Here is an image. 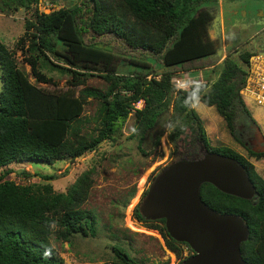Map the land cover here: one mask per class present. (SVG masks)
Listing matches in <instances>:
<instances>
[{
	"label": "trees",
	"instance_id": "obj_1",
	"mask_svg": "<svg viewBox=\"0 0 264 264\" xmlns=\"http://www.w3.org/2000/svg\"><path fill=\"white\" fill-rule=\"evenodd\" d=\"M87 1L91 4L87 17L83 16L89 6L85 3L51 13L36 10L32 18L26 19L25 33L17 44L37 83L57 86L58 82L43 68L58 70L72 78L67 90H48L31 82L18 65L16 51L0 37V170L14 163L76 160L96 151L104 141L122 136L132 114L135 118L132 137H137V147L143 155L149 154L145 145L162 120L169 128L152 136L154 147L160 145L161 137L168 132L167 140L175 153L179 140L190 129L189 146L177 159L201 155L205 145L210 151L236 158L247 169L257 189L254 199L223 193L211 183L202 185L201 196L218 212L245 219L250 235L241 245L243 257L246 264H264V175L248 157L231 147L212 146L203 120L193 106L201 101L215 107L233 139L250 156L264 157V153L253 152L240 137V126L246 132L259 126L241 94L250 69L242 66L239 57L229 55L219 76L210 84L195 83L179 89L172 81L175 68L216 52L217 42L208 28L212 15L205 6L217 4L218 0ZM39 2L0 0L4 6L0 9H30ZM87 29L98 35L113 34L133 50L160 56L163 71L153 74L149 62L132 58L130 68L121 73L114 65L118 56L85 42ZM251 56L252 53L243 52L240 57L250 63ZM94 71L102 72L99 76L107 82V89H78ZM90 99L98 102L93 117L84 114ZM141 101L144 106L138 108ZM255 116L264 121L262 112ZM91 122L95 126L88 128ZM93 173V168L84 171L66 192H56L50 182L57 174L44 175L42 178L48 182L38 185L17 184L5 180L7 172L0 174V264H65L51 244L53 233L67 242L75 235L96 236L98 216L83 207L94 183ZM141 201L134 209V217L152 222L151 228H160L167 247L181 264L194 251L189 244L169 235L165 219L144 218L139 210ZM113 251V264H140L118 247Z\"/></svg>",
	"mask_w": 264,
	"mask_h": 264
},
{
	"label": "rangeland",
	"instance_id": "obj_2",
	"mask_svg": "<svg viewBox=\"0 0 264 264\" xmlns=\"http://www.w3.org/2000/svg\"><path fill=\"white\" fill-rule=\"evenodd\" d=\"M222 1L225 13L234 5H245L248 2L249 7H264V0ZM82 3L89 5L83 11V16L87 17L91 8V4L87 0H40L30 9L16 10L7 7L4 8L5 11L0 9V37L11 50L16 51L18 65L27 73L31 82L48 90L59 91L67 90L70 87L68 83L72 78L69 74L58 70L43 68L44 72L54 77L58 85L36 82L31 73V67L24 62V55L17 45L18 40L25 33L26 19L32 18L36 10L51 13L61 7L71 8L82 5ZM0 6L4 7L2 4ZM244 12L245 10H242L241 14L243 15ZM84 40L87 44L97 45L118 56L119 60L114 65L121 73L130 68L129 59L132 58L149 62L153 67V74L163 71V62L160 56L142 50H133L113 34L98 35L87 29L84 33ZM25 43L28 45L29 38H26ZM242 64L246 68V65ZM190 69H192L191 65H186L181 70L176 69L173 78H183L181 71L187 75L186 71ZM101 74V71H94V75L90 76L86 83L78 89L92 87L106 90L108 84L99 76ZM194 75L197 74L194 73ZM157 77L160 78V75ZM196 80L192 78L191 84H195ZM191 84L189 83V85ZM1 89L2 68L0 63V92ZM246 91L247 88H245L244 94H248ZM202 105L205 106L201 101H197L193 106L203 120L210 144L214 147H231L248 157L255 165L256 170L264 175V157L257 159L255 156H250L247 149L233 139L217 110L214 107L205 106L207 109L204 111L200 109ZM143 106V101L137 104L138 108ZM97 109L98 102L90 99L85 105L84 114L87 117H93ZM250 113L252 116L254 114L258 116L260 112L251 109ZM262 114L264 117V112ZM262 119L264 120V118ZM134 123L135 118L132 114L122 130V136H118L115 141H104L96 151L87 153L76 160H58L52 164L39 161L14 163L0 170V174L7 172L5 180H12L23 185L42 184L48 182L42 178L44 175L57 174V178L50 182L56 192H66L84 171L94 169L92 174L94 183L90 190V196L83 207L91 209L98 216L96 236L75 235L67 242L57 239L56 234L53 233L50 238L51 244L64 259L65 264H113L115 260L114 247L122 249L140 264L179 263L176 254L167 247L160 228H151L153 223L150 221L137 220L134 217V209L158 172L186 151L191 131L188 129L179 140L175 153H173L174 148L168 143V132L161 137L160 145L154 147L152 136L156 137L163 130L169 128V124H164L162 120L152 131L150 140L145 145L149 154L143 155L137 147V137H132ZM94 126L95 123L91 122L88 128ZM260 128L264 133V123ZM132 193H134L133 196Z\"/></svg>",
	"mask_w": 264,
	"mask_h": 264
},
{
	"label": "water",
	"instance_id": "obj_3",
	"mask_svg": "<svg viewBox=\"0 0 264 264\" xmlns=\"http://www.w3.org/2000/svg\"><path fill=\"white\" fill-rule=\"evenodd\" d=\"M209 12L208 28L217 42L213 56L222 57L226 47L247 69L251 64L240 57L244 51L263 52L264 57V21L260 16L264 7H252L243 19L231 14L225 27L219 6ZM252 43L258 45L252 48ZM200 152L196 157L175 159L158 172L141 201L140 214L147 220L165 219L169 235L189 244L194 253L181 264H246L241 245L250 235L248 223L240 215L210 207L202 199L201 187L211 183L223 193L252 200L256 186L236 158L210 151L205 145Z\"/></svg>",
	"mask_w": 264,
	"mask_h": 264
},
{
	"label": "crops",
	"instance_id": "obj_4",
	"mask_svg": "<svg viewBox=\"0 0 264 264\" xmlns=\"http://www.w3.org/2000/svg\"><path fill=\"white\" fill-rule=\"evenodd\" d=\"M249 3V2H248ZM248 3H245V5H234L233 7H231L227 13H225L224 7H223V1L222 0H218L217 4H213V5H207L205 6L206 9H210L213 8L214 6H219V9L221 11V16H222V26L225 27L226 26V21H227V17H229L231 14L234 17H238V18H245L249 13H247V11L251 10V6H248ZM245 10L244 14H241V11ZM261 16V21H264V14L261 12L260 13ZM255 46H257L258 44H254ZM255 48V47H254ZM236 49L232 50L235 51ZM244 52H249L248 50L244 51ZM263 54V52H261V54H257V53H252V56L250 58V64H251V68L249 70V74H248V78H247V82L246 84H249V86L252 84V82L256 79L258 73L261 70V67L263 64L262 62H260L258 60V56H261ZM227 55H231V52L228 51V49L226 47H224V53L222 57H216V56H210L201 60H197L194 61L192 63H187L186 65H191L192 69L186 71L187 75H185L184 71H181L183 73V78L184 79H188L187 81L191 84V79H197L195 83L198 84H204V83H212L214 82L217 77L219 76L220 73V68L224 62V60L227 58ZM184 65V66H186ZM179 67V68H175L176 69H180L183 68ZM179 70V71H180ZM194 73H196L197 75H194ZM187 76V77H184ZM194 84V83H193ZM248 94H244L245 93V88L244 90H242L241 94L243 96V100L246 104V106L248 107V109L251 111V109H254L256 112H264V109H262L261 107L257 106L256 103L253 100V97L250 95V93L248 91H246ZM253 102V103H252ZM206 106V105H205ZM201 106L200 109L206 111L207 107L208 108H212L213 106ZM215 108V107H214ZM257 123L259 124V126L263 125V122H261L260 120L257 119V117L253 116Z\"/></svg>",
	"mask_w": 264,
	"mask_h": 264
},
{
	"label": "built area",
	"instance_id": "obj_5",
	"mask_svg": "<svg viewBox=\"0 0 264 264\" xmlns=\"http://www.w3.org/2000/svg\"><path fill=\"white\" fill-rule=\"evenodd\" d=\"M258 57V60L263 63L261 64V70L252 84L250 86L249 84H246L244 88H247V91L253 97L256 105L264 109V57ZM172 81L174 85L179 89H186L187 86H190L189 82L184 78L175 77L172 79Z\"/></svg>",
	"mask_w": 264,
	"mask_h": 264
},
{
	"label": "flooded vegetation",
	"instance_id": "obj_6",
	"mask_svg": "<svg viewBox=\"0 0 264 264\" xmlns=\"http://www.w3.org/2000/svg\"><path fill=\"white\" fill-rule=\"evenodd\" d=\"M251 47H255L254 43L251 44ZM259 127L260 126H254L250 132H246L243 130V126H240V137L243 139L245 145L253 152L264 153V136L261 135L258 129Z\"/></svg>",
	"mask_w": 264,
	"mask_h": 264
}]
</instances>
